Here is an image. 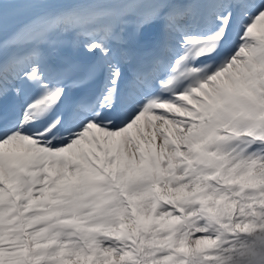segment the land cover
<instances>
[{
	"label": "snow or ice",
	"instance_id": "6c2138e0",
	"mask_svg": "<svg viewBox=\"0 0 264 264\" xmlns=\"http://www.w3.org/2000/svg\"><path fill=\"white\" fill-rule=\"evenodd\" d=\"M0 264H264V0H0Z\"/></svg>",
	"mask_w": 264,
	"mask_h": 264
}]
</instances>
